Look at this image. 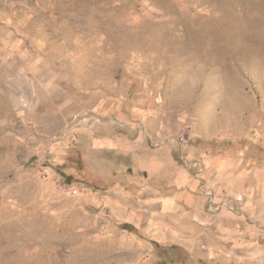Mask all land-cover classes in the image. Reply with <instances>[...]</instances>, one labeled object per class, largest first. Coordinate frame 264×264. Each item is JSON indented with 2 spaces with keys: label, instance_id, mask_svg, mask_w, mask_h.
I'll return each mask as SVG.
<instances>
[{
  "label": "rangeland",
  "instance_id": "374dc122",
  "mask_svg": "<svg viewBox=\"0 0 264 264\" xmlns=\"http://www.w3.org/2000/svg\"><path fill=\"white\" fill-rule=\"evenodd\" d=\"M0 264H264V0H0Z\"/></svg>",
  "mask_w": 264,
  "mask_h": 264
}]
</instances>
